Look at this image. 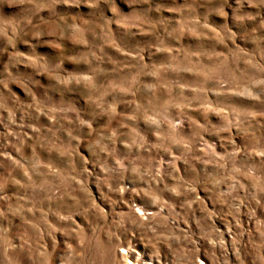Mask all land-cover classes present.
<instances>
[{
	"label": "clouds",
	"instance_id": "obj_1",
	"mask_svg": "<svg viewBox=\"0 0 264 264\" xmlns=\"http://www.w3.org/2000/svg\"><path fill=\"white\" fill-rule=\"evenodd\" d=\"M0 264H264V0H0Z\"/></svg>",
	"mask_w": 264,
	"mask_h": 264
}]
</instances>
